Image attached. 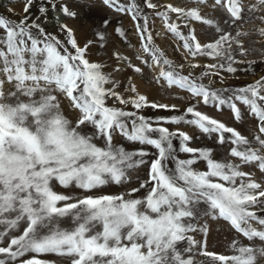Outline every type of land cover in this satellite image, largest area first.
<instances>
[{"label":"snow or ice","instance_id":"1","mask_svg":"<svg viewBox=\"0 0 264 264\" xmlns=\"http://www.w3.org/2000/svg\"><path fill=\"white\" fill-rule=\"evenodd\" d=\"M23 3L22 18L0 15V264H264V183L253 176L255 170L264 178V76L224 86L225 73L256 63L249 55L264 63V48L246 46L249 33L240 30L257 11L264 25V0H189L183 6L101 0L143 21L135 24L140 66L116 52L112 72L88 55L94 43L104 47V31L81 46L68 25L57 23L64 39L43 26L49 9L76 18L65 3L42 0L35 19V0ZM205 7L222 17L202 14ZM148 10L183 50V63L155 46ZM109 23L105 19L103 28ZM194 24L208 39L201 41ZM256 31L264 38V26ZM114 32L125 36L118 27ZM121 64L136 74L151 69L156 84L188 94V105L181 112L151 101L131 78L121 90L112 76ZM213 77L220 88L212 86ZM198 106L227 110L241 126L254 120V132L246 136ZM145 109L176 114L148 117ZM185 126L228 145V156L217 160L211 148L192 147ZM177 140L188 158L176 155ZM144 168L146 178L139 179ZM133 173L138 186L105 191L130 185ZM200 205H206L203 215L223 220L234 233L225 252L208 249L207 226L197 223Z\"/></svg>","mask_w":264,"mask_h":264},{"label":"rangeland","instance_id":"2","mask_svg":"<svg viewBox=\"0 0 264 264\" xmlns=\"http://www.w3.org/2000/svg\"><path fill=\"white\" fill-rule=\"evenodd\" d=\"M41 2L42 0H35V3L31 8L30 15L33 19L39 16L37 5ZM44 2L46 3V0H44ZM57 2L65 3L70 10L77 13V16L76 18L65 17L61 12L49 9L47 20L43 25L48 32L57 34L61 39H64V34L61 33L57 27V23H64L73 29L78 42L83 46L89 40H96L95 33L104 31L106 37L104 47H100L99 43H94L89 48L88 55L91 60L105 63L107 65L106 71L112 72L113 68L117 66V61L113 54L118 52L121 56L128 57L132 64L140 66V61L136 59V56L141 54L140 39L137 35L135 24L142 23L143 21L134 22L126 15L117 14L105 7L101 3V0H90L87 5L83 3V0H57ZM122 2H126V0H122ZM153 2H156V0H153ZM159 2L161 4L171 2L177 6H183V4L188 3L189 0H159ZM248 2L249 0H245L246 4ZM23 7V0H0V15L13 20H18L24 16ZM9 9L12 11L9 12ZM202 14L218 19L222 17L220 11L210 7L203 8ZM260 15L261 13L257 11L256 13H253L252 17H246V20L240 29L241 31L249 33V36L246 38V46L251 47L256 51L264 48V38L258 36L256 31L257 28L264 26L261 24ZM105 19L110 21L107 29L103 28V21ZM148 22L149 29L153 34L155 46L162 50L166 54V57L174 63H183V50L177 47V42L171 38L170 34L165 33L162 22L159 18L151 14V10H148ZM117 27L125 33V36L122 37L114 32V28ZM194 27L196 28V33L202 42L208 39V34L203 30V26L194 24ZM247 60H255L256 63L250 68H246V70L239 71L235 75L225 73L224 75L227 76V79L224 81V86H242L253 83L261 76H264V63L260 62V57L258 55H249ZM204 62L206 61H200L201 64ZM239 67L245 68L244 65ZM120 68L121 71L118 73L113 72L112 76L114 80L120 82L121 90L128 87L131 78V83L136 86L139 93L146 95L151 101L169 105L175 104L181 112H183L188 105V94L175 89L162 88L160 85L156 84L154 81V73L151 69L145 67L141 74H136L123 64L120 65ZM185 71H187V69H185ZM196 71L199 72V69ZM212 79L216 80V83L212 85L214 88H220L222 86L217 78L213 77ZM204 82L208 83L209 81L206 80ZM128 94L130 95L131 93ZM198 107L200 111L224 122L228 126L237 128L246 136H250L254 132L256 123L254 120L250 119L247 124L241 126L234 121L227 110L221 113L210 107ZM65 112L70 119H74V114L70 110L65 109ZM172 114L176 113H169L164 110H144V115L148 117L169 116ZM170 127L174 129L176 126ZM181 130L187 131L193 136V140L191 141L192 147L201 149L211 148L213 150V156L217 160H223L228 156V145H219L213 139H210L187 126L183 127ZM116 141L128 150H132L134 147L126 141H123L119 136L116 137ZM174 144L177 148L176 155L178 158H188V154L179 152V141H174ZM197 167L201 171L206 170V164L204 162H199ZM243 170L249 171L250 169L246 167ZM146 173L147 169H142L139 172V179H145ZM253 176L258 182L264 183V178L260 176L258 171L253 170ZM138 183L139 180L137 179L136 174L133 173L130 185L125 187L113 185L106 187L105 191L108 193H120L126 191L128 187L138 186ZM59 190L60 189L57 188V191ZM138 195H143V190ZM205 208L206 205L199 206L201 216L197 223L207 226L208 249L215 252H225L228 246V241L233 239L234 233L223 220H213L211 217L203 215ZM196 238L201 239V236L197 234Z\"/></svg>","mask_w":264,"mask_h":264}]
</instances>
